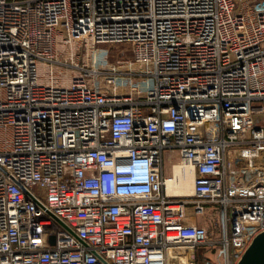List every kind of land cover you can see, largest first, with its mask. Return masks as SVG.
I'll return each instance as SVG.
<instances>
[{
  "label": "built area",
  "instance_id": "1",
  "mask_svg": "<svg viewBox=\"0 0 264 264\" xmlns=\"http://www.w3.org/2000/svg\"><path fill=\"white\" fill-rule=\"evenodd\" d=\"M263 230L264 0H0V264H236Z\"/></svg>",
  "mask_w": 264,
  "mask_h": 264
},
{
  "label": "rangeland",
  "instance_id": "2",
  "mask_svg": "<svg viewBox=\"0 0 264 264\" xmlns=\"http://www.w3.org/2000/svg\"><path fill=\"white\" fill-rule=\"evenodd\" d=\"M98 48H105L107 50V58L106 60H109V63H116V60L118 59H130L131 60V50L130 45L128 43H110V44H102L100 46H97ZM104 51L102 50H95L94 54H98L99 61L97 59L96 64L98 63L99 66H105L104 62L102 60V53ZM63 55V53L61 54ZM67 55V54H65ZM88 55L83 54V51L79 53V65L90 67L92 65V59ZM46 69V70H45ZM53 75L54 77L59 79L69 78L72 74L77 72V69L59 64L54 65ZM45 73H49V70L47 67H44ZM45 73H43L45 75ZM52 73V72H50ZM173 156L176 158V155L173 154ZM211 207L208 208L203 214L197 216V221L200 224L205 225L209 232V237L217 238L219 236V229L221 227L220 223V211L219 206L216 207L215 205H209ZM191 210L190 208L188 209ZM199 252V260L201 261L200 264H218V259L216 252H214V249H211L209 246L201 245L198 248Z\"/></svg>",
  "mask_w": 264,
  "mask_h": 264
},
{
  "label": "bare ground",
  "instance_id": "3",
  "mask_svg": "<svg viewBox=\"0 0 264 264\" xmlns=\"http://www.w3.org/2000/svg\"><path fill=\"white\" fill-rule=\"evenodd\" d=\"M41 75L44 73V66L41 65L40 68ZM64 81V80H62ZM9 128L1 132V137L8 140L9 139ZM3 145H7V142H4ZM174 177L171 180H168V191L175 193H190L192 191V177L189 171V167L176 163L174 165Z\"/></svg>",
  "mask_w": 264,
  "mask_h": 264
},
{
  "label": "water",
  "instance_id": "4",
  "mask_svg": "<svg viewBox=\"0 0 264 264\" xmlns=\"http://www.w3.org/2000/svg\"><path fill=\"white\" fill-rule=\"evenodd\" d=\"M236 264H264V230L253 237Z\"/></svg>",
  "mask_w": 264,
  "mask_h": 264
},
{
  "label": "flooded vegetation",
  "instance_id": "5",
  "mask_svg": "<svg viewBox=\"0 0 264 264\" xmlns=\"http://www.w3.org/2000/svg\"><path fill=\"white\" fill-rule=\"evenodd\" d=\"M201 263V261L198 259V262H197V264H200Z\"/></svg>",
  "mask_w": 264,
  "mask_h": 264
}]
</instances>
